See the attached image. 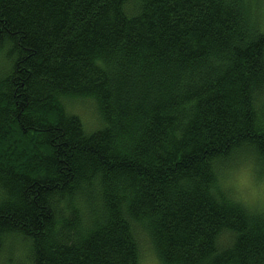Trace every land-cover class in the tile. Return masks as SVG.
Instances as JSON below:
<instances>
[{"label": "trees", "instance_id": "trees-1", "mask_svg": "<svg viewBox=\"0 0 264 264\" xmlns=\"http://www.w3.org/2000/svg\"><path fill=\"white\" fill-rule=\"evenodd\" d=\"M263 16L0 0V264H138L143 239L159 264H264V212L219 184L264 176Z\"/></svg>", "mask_w": 264, "mask_h": 264}, {"label": "clouds", "instance_id": "clouds-1", "mask_svg": "<svg viewBox=\"0 0 264 264\" xmlns=\"http://www.w3.org/2000/svg\"><path fill=\"white\" fill-rule=\"evenodd\" d=\"M229 189V198L241 204L250 213L264 212V176L257 177L252 163L245 164L237 173L220 181ZM142 264H159L155 257L142 261Z\"/></svg>", "mask_w": 264, "mask_h": 264}, {"label": "rangeland", "instance_id": "rangeland-1", "mask_svg": "<svg viewBox=\"0 0 264 264\" xmlns=\"http://www.w3.org/2000/svg\"><path fill=\"white\" fill-rule=\"evenodd\" d=\"M262 24H264V20H263ZM92 109H93V107H92V105H90V102L84 101V105H78V103H77L75 105L74 110L78 113V115L80 117L84 118V120L86 121V123H88V125H90V124H92V118H91L92 113H93ZM247 163H249V162L244 161V159H239L238 161H235L234 164L226 165L225 167H223V170L220 171L222 173L221 176L223 177V178L222 177L221 178L222 179H228L230 176L237 173ZM219 184H221V183L219 182ZM227 190L229 191V189H227ZM140 244H141V250H140L141 257L139 259L138 264H142V261H144L146 259H150L151 257L156 258L155 254H153L152 247L150 246V244H148L147 240H145V239L141 240ZM19 254H20V250H18V249H16L14 251V254H13V259L18 260V262L22 261V260H19L21 258H19V259L17 258V256ZM2 261H3V259H2ZM10 261H12V259H10ZM3 264H4V261H3Z\"/></svg>", "mask_w": 264, "mask_h": 264}]
</instances>
